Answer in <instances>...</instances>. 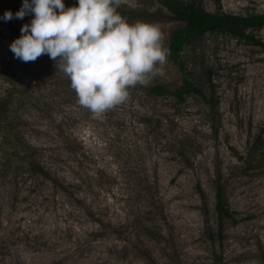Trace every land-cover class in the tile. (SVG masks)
<instances>
[{
  "label": "rangeland",
  "instance_id": "rangeland-1",
  "mask_svg": "<svg viewBox=\"0 0 264 264\" xmlns=\"http://www.w3.org/2000/svg\"><path fill=\"white\" fill-rule=\"evenodd\" d=\"M194 1L212 12L264 13V0ZM117 11L159 26L167 48L182 25L161 0H128ZM3 16L0 111L22 119L0 121V264H264L263 46L207 34L183 51L185 70L168 55L164 76L130 88L127 102L98 118L48 55L29 67L14 56L17 36ZM250 33L264 42V28ZM186 77L205 98L152 90H174ZM28 146L63 188L31 169ZM218 172L236 212L223 240Z\"/></svg>",
  "mask_w": 264,
  "mask_h": 264
},
{
  "label": "clouds",
  "instance_id": "clouds-1",
  "mask_svg": "<svg viewBox=\"0 0 264 264\" xmlns=\"http://www.w3.org/2000/svg\"><path fill=\"white\" fill-rule=\"evenodd\" d=\"M128 0H23L15 18L33 15L10 45L14 56L34 62L48 55L71 82L77 102L95 117L127 102L130 88L164 76L169 49L159 26L129 23L117 9ZM6 11L3 19L12 20Z\"/></svg>",
  "mask_w": 264,
  "mask_h": 264
},
{
  "label": "trees",
  "instance_id": "trees-1",
  "mask_svg": "<svg viewBox=\"0 0 264 264\" xmlns=\"http://www.w3.org/2000/svg\"><path fill=\"white\" fill-rule=\"evenodd\" d=\"M161 2L170 12V18L182 23L181 26L172 32L168 48L170 58L175 61L182 70L186 69L182 58L185 48L207 34L228 33L234 37L244 38L250 43L264 47V42L250 33V30L253 28H264V13L243 15L227 12H212L208 11L204 6L194 0H161ZM29 3H31V0H29ZM22 4L23 0H0V12L3 13V15L6 11H11L13 13L14 18L7 22L14 29L17 38L21 36V27L27 24L25 17L23 19L15 18V14L21 9ZM27 65L29 67L30 63L27 62ZM206 83H212V74L210 71L206 75ZM152 90L158 94L164 92L170 93L178 101L182 102L192 95L206 97L204 88L189 77H186L181 86L174 90L168 89L166 86H156ZM21 119L22 116L13 115V113L9 111L4 113L0 111V121L7 127H12ZM31 148V146H28L27 155V163L30 165L31 169L42 178L53 182L55 186H61L63 188L64 183L55 174L51 166H49L48 161L44 156L37 155L31 151ZM215 189V210L218 224L217 232L220 240H223L225 225L234 219L236 212L228 203L220 172L217 173L215 179ZM217 264H224L222 258L218 260Z\"/></svg>",
  "mask_w": 264,
  "mask_h": 264
}]
</instances>
